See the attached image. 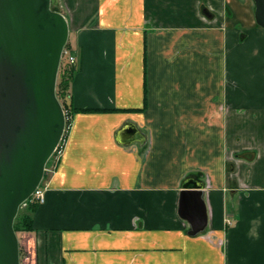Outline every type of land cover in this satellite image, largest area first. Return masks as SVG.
<instances>
[{"label":"crops","instance_id":"crops-1","mask_svg":"<svg viewBox=\"0 0 264 264\" xmlns=\"http://www.w3.org/2000/svg\"><path fill=\"white\" fill-rule=\"evenodd\" d=\"M61 1L76 58L71 124L27 212L30 264H264L254 1ZM127 123L138 138L122 143ZM187 178L203 183L196 235L178 212Z\"/></svg>","mask_w":264,"mask_h":264},{"label":"water","instance_id":"water-1","mask_svg":"<svg viewBox=\"0 0 264 264\" xmlns=\"http://www.w3.org/2000/svg\"><path fill=\"white\" fill-rule=\"evenodd\" d=\"M254 3L264 29V0ZM68 36L57 0H0V264H20L14 219L63 135L56 82ZM116 136L127 143L137 132L127 123ZM202 188L194 178L181 185L178 212L191 235L207 225Z\"/></svg>","mask_w":264,"mask_h":264},{"label":"trees","instance_id":"trees-1","mask_svg":"<svg viewBox=\"0 0 264 264\" xmlns=\"http://www.w3.org/2000/svg\"><path fill=\"white\" fill-rule=\"evenodd\" d=\"M69 49V44L67 42L66 46ZM75 64L70 63L65 59V57L62 59L58 71V76H57V84H56V94L57 97L60 99L62 106L64 109H69L71 112L72 107H71V102H70V83L72 80V76L75 71ZM69 112V113H70ZM71 114V113H70ZM70 120L66 121V125L70 126ZM198 177V176H195ZM37 203H28L26 208H24V211L21 212L20 214H17L15 219H14V230L17 231H32L33 230V222H32V217L30 213H27L28 211L33 212L34 208L36 207ZM26 210V211H25Z\"/></svg>","mask_w":264,"mask_h":264},{"label":"built area","instance_id":"built-area-1","mask_svg":"<svg viewBox=\"0 0 264 264\" xmlns=\"http://www.w3.org/2000/svg\"><path fill=\"white\" fill-rule=\"evenodd\" d=\"M63 55H65V57H67V61L68 62L74 63L75 58H74V56L71 53H69L68 50L64 49L63 50ZM65 117H66V120L70 119V115L68 114V112L65 113ZM68 128H69V125H66L64 134H65V132H67ZM64 145H65V135H63V137L61 138V140L59 141L58 145L56 146V148L54 150V154L52 155V158H51L52 159L51 165L45 167V173L47 175H51L54 172V169H55V167L57 165L59 157L62 154ZM44 187H45V185L42 186V187L38 186L34 190V192L31 194V196L22 203V206H26V205H28V203H39V202H42L43 198H44ZM24 259L30 260V256H25Z\"/></svg>","mask_w":264,"mask_h":264},{"label":"rangeland","instance_id":"rangeland-1","mask_svg":"<svg viewBox=\"0 0 264 264\" xmlns=\"http://www.w3.org/2000/svg\"><path fill=\"white\" fill-rule=\"evenodd\" d=\"M60 3H62L61 0H57V6L59 7V10L61 8ZM24 211V207L19 208L18 214ZM17 237L19 241V251H20V263L21 264H30V260L24 259L25 256H30L31 251L28 247V244L25 240V236H23V231H17Z\"/></svg>","mask_w":264,"mask_h":264},{"label":"flooded vegetation","instance_id":"flooded-vegetation-1","mask_svg":"<svg viewBox=\"0 0 264 264\" xmlns=\"http://www.w3.org/2000/svg\"><path fill=\"white\" fill-rule=\"evenodd\" d=\"M254 1V0H253ZM254 5H255V3H254Z\"/></svg>","mask_w":264,"mask_h":264}]
</instances>
